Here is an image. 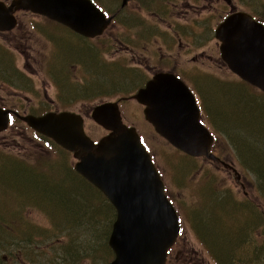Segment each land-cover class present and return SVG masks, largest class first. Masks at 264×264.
I'll use <instances>...</instances> for the list:
<instances>
[{
    "label": "rangeland",
    "instance_id": "374dc122",
    "mask_svg": "<svg viewBox=\"0 0 264 264\" xmlns=\"http://www.w3.org/2000/svg\"><path fill=\"white\" fill-rule=\"evenodd\" d=\"M99 1L107 8L116 7L114 14L121 12L122 0ZM242 1L250 5L252 0ZM256 1H258L259 7L263 8L264 12V0ZM107 4H110V7ZM257 15L261 19L258 12ZM122 37L119 34L117 36L120 39ZM116 41L117 48L110 43L103 42L100 52L104 57V61H112L116 64L103 62L100 54H98L93 62H98V64L89 66L86 73L85 63L92 62L89 59L85 60V56L94 54L89 53L83 46L80 48L79 43L73 39L72 35H69L67 44L62 45L63 58L68 64L78 65L81 63L75 54H82L83 71L88 76L84 79L85 96L80 98L73 96L71 99L74 100V103L69 99L61 100L64 103L58 100H56L57 102H45L48 106L56 103L48 109L55 113L62 111L80 112L84 117L85 132L95 141H98L107 133L92 120V110L97 105L113 103L122 97H130L138 88H141L147 77V74L142 70L133 71L134 69L128 64L125 45L117 39ZM93 42L97 46V43ZM212 45L215 48V59L206 61L203 66L204 71H199L194 76L193 83L197 89H201L204 95L205 106L210 113L209 117H205V121L214 131L217 140L213 150L217 157L226 160L225 167L214 163L217 161L212 163L205 157L192 158L179 150L177 151L170 143L163 140L144 119V109L139 107L136 101L124 102L125 104H122L121 109L124 112L125 121L136 126L146 139L149 147L152 148L151 154H153L155 164L163 174L167 193L175 199L179 210L182 211L185 231L172 251L171 261L168 264H215V257L218 258L219 263V259L226 258L230 264H264V193L261 189L264 186V149L260 147L259 142L257 143L253 139L256 136L254 132H260L261 135H264V127L261 125L259 126L262 128L258 129L257 126L249 127L251 116L252 118L257 117L254 116V113H251V110L259 114L264 113V107L258 106V103H264L260 100L261 95H264V93L248 84L247 86L245 82L244 84L221 59L220 48L215 47V41ZM189 57L184 55L183 61L186 62ZM187 66L190 75H193L192 67L195 64L190 62L187 63ZM125 69L128 74L123 72ZM66 78L67 80L64 83L68 89L72 90V81L68 73ZM118 85L132 88L126 93L117 95L114 94V90L118 89ZM81 88H83V84ZM61 94L65 96V94ZM29 108H25L26 111ZM24 126H21L18 120L14 128L0 134V154L10 153L16 158L19 157L18 160L26 161L29 165L39 169L43 168L47 172L51 167L52 170L57 171L56 174L62 176L61 180L65 182L66 168L59 163L62 159L61 153L58 154L59 159L54 158L56 157L57 146H54L50 141L51 144L48 143V140L45 141L40 136L37 137L33 131ZM57 148L58 151L62 150L59 147ZM238 149L239 151H237ZM258 150H262V156L255 157L252 160V155L256 156ZM66 153L70 158V168L72 169L76 159L67 151ZM240 154H244L247 160H250L249 162L258 170L259 177L242 161ZM67 181L70 183L65 185V190L69 188L67 185L73 186L77 188L76 192L79 193V196L85 195L86 199L93 197L92 192L89 190H85L86 194H84L81 184L77 181L75 183L69 178ZM57 182L56 176L51 177L48 174L47 179H39L34 175L22 178L17 174L14 175L13 169L9 168V164L3 168L0 164V216L3 217L5 211L15 210L20 203L17 197L14 198L10 195V192L17 193L22 188L23 191L31 194L33 198H38L36 196L37 191H42L47 185L54 187ZM3 183L6 184V189L3 187ZM58 187L61 189V185ZM46 202L41 197L37 200L38 205L43 208L49 206V210L51 209L53 213L63 215L62 212L65 209L61 208V204H51L53 201L50 203L49 200V204H46ZM3 204L7 205L2 207ZM105 210H102L103 213L108 215L107 208ZM26 212L28 219L40 228L49 227V220L44 212L41 213V211L29 206ZM9 213L11 212L9 211ZM192 215L197 226L195 230ZM196 215H199L198 218ZM9 217L12 219L11 214ZM60 218L62 220V216ZM101 222L99 231L103 233L109 224L106 220ZM70 227L73 231L70 237L73 242L71 247L80 243L83 252L85 250L88 252V249H86L88 241L86 233H88L89 226H86L85 222L81 220L75 221ZM250 227L254 230V234L251 239L246 240L251 234ZM12 229L14 228L12 227ZM60 229L65 231L66 228ZM236 229L241 232V241L238 238L240 243L227 240L229 234L232 237H234V233L237 234ZM92 231L90 229V232ZM59 237L60 242L55 241L56 239L44 240L40 243V247L43 249L38 248L36 245L34 253H30L33 256L31 261H28L27 255H25L27 261H25L23 256L15 254L16 252L14 254L9 253L8 251L11 252V248L0 247V264H50L54 257L65 252L59 248H56L57 251L52 243L65 244L69 236L65 233L59 235ZM92 238L90 237V239ZM228 242H231L232 245L228 244L225 247L224 245ZM105 248L107 249V247ZM99 263L101 264V261H98Z\"/></svg>",
    "mask_w": 264,
    "mask_h": 264
},
{
    "label": "water",
    "instance_id": "95a60500",
    "mask_svg": "<svg viewBox=\"0 0 264 264\" xmlns=\"http://www.w3.org/2000/svg\"><path fill=\"white\" fill-rule=\"evenodd\" d=\"M13 9L43 15L87 38L101 36L111 22L90 0H14L9 9L0 1V32L15 27ZM216 37L229 69L264 92V25L241 12L220 24ZM134 98L146 106L145 118L155 131L177 150L219 161L210 152L213 136L201 122L194 96L179 79L159 74ZM8 113L0 109V133L8 128ZM21 119L72 153L74 169L115 207L118 215L109 241L115 256L110 264H166L180 235L178 216L138 133L121 120L118 104L93 109L94 122L110 131L98 144L84 133L83 120L75 113Z\"/></svg>",
    "mask_w": 264,
    "mask_h": 264
},
{
    "label": "flooded vegetation",
    "instance_id": "af4514ba",
    "mask_svg": "<svg viewBox=\"0 0 264 264\" xmlns=\"http://www.w3.org/2000/svg\"><path fill=\"white\" fill-rule=\"evenodd\" d=\"M1 1L10 7L13 0ZM120 7L118 14H114L116 7L107 8L113 21L102 36L93 39L80 36L48 17L13 9L15 27L12 31L0 32V107L11 113L10 129L18 123L17 114L39 117L50 112L48 109L56 103L48 106L46 101L69 99L74 103L73 96H85L84 79L88 76L83 66L68 64L63 58L62 45L67 44L69 35L80 48L83 46L92 54L99 53L107 64L116 63L104 61L101 44L106 42L117 48L116 39L119 40L125 45L128 64L133 71L142 70L147 74L144 85L158 74H172L196 97L203 118L209 117L204 95L193 83V78L204 71L206 61L215 59L212 43L215 41V47L220 48L215 37L219 24L237 12L248 13L257 20L254 7L242 0H122ZM118 34L122 39L117 38ZM184 55L190 56L186 62ZM190 62L195 64L193 75L187 66ZM84 66L87 73L91 64ZM67 73L72 90L64 83ZM117 91L115 89L114 93ZM130 100L136 101L131 96L125 102ZM136 103L144 109V105ZM27 107L30 108L26 111ZM20 125H23L21 120ZM220 158L224 165L220 166L225 167L226 160Z\"/></svg>",
    "mask_w": 264,
    "mask_h": 264
},
{
    "label": "trees",
    "instance_id": "16d2710c",
    "mask_svg": "<svg viewBox=\"0 0 264 264\" xmlns=\"http://www.w3.org/2000/svg\"><path fill=\"white\" fill-rule=\"evenodd\" d=\"M100 2L99 0H97ZM126 74L128 72L123 70ZM132 88V87H131ZM131 88L120 86L118 85V91L114 94L119 95L120 93H126ZM251 96V95H250ZM254 96V95H253ZM260 100L264 102V95H261ZM258 106L264 107V103L260 104L258 103ZM251 113L255 114L253 117L251 116V120L249 122V127L252 128L257 126L258 128L264 127V113L259 114L256 112H253L251 110ZM261 125V126H259ZM264 133V132H263ZM264 138V135H262ZM261 140V139H260ZM264 144V140L261 142ZM262 149H264V146H260ZM239 151V149L237 150ZM61 153V160L59 163L62 164L64 168H66L65 174V181L68 180V178L71 181H74L76 183L81 184L82 192L84 194L85 190H89L92 192L94 198V202L97 203V198L101 200V203L98 204V209L95 210V207L89 206H74L70 203L71 199H77L82 198L86 199L84 196H79L78 192H72L64 189H60L58 186L63 185L65 182L60 180L58 181L54 187H51L50 185H47L42 191H38L37 195L38 198L41 197L43 200L50 201L51 204H65L66 208L64 207L65 211L62 212L58 216V214L53 213L52 210H49V206H44V208L41 205H38L37 200L38 198H33V196L25 191H23L22 188L19 189L17 193L10 192V195H12L14 198H18V206L15 210H9L5 211L4 216H0V247L8 249L11 248V252L8 251L11 254L21 255L23 256V259L25 260V255L28 256V261L32 260L31 252L34 253V247L37 245L38 248L43 249L40 247V243L44 242V240L49 239H56L55 241L60 242L59 235H63L65 233L68 234V239L65 242V244L59 245V243H52L54 248H59L61 250H64L63 254H60L59 256L54 257V259L51 261L50 264H85L84 262H87L86 264H98V261H101V264H108L112 258L113 253L110 248H108V239L109 235L113 228V222L116 218L115 209L111 204L107 201L105 196L101 191H98L96 188H94L91 184L87 183L85 180H83L77 173L73 171V169L70 168L69 158H65L64 156L67 154L66 151L60 150ZM262 156L263 152L262 150H258L257 154ZM241 157V154H240ZM16 156L11 155L10 153H6L5 155L0 154V164L2 165V168L5 167L7 164H9V168L13 169L14 174H17L18 176L25 178L30 175H34L35 177L39 179H47V174L51 177H53L54 174L57 173L56 170H52L50 167L47 172L43 168L39 169L34 166L29 165L26 163V161L18 160ZM48 165L50 166L49 162L47 161ZM14 166H13V165ZM53 167V166H52ZM4 184V183H3ZM6 184H4V188L6 189ZM264 193V186L261 188ZM59 190V191H57ZM53 192L54 195H51ZM32 193V192H31ZM33 194V193H32ZM24 195V197H23ZM78 195V196H77ZM87 201H91V198L86 199ZM7 204H3L2 207H5ZM31 207L33 209H37L39 211L44 212L45 216L49 220V227L40 228L37 226L34 222H31L27 217V207ZM85 207V208H84ZM107 208V214L105 215L102 210H105ZM84 210V211H83ZM106 211V210H105ZM9 213V214H7ZM11 214V218L9 215ZM264 215V214H263ZM62 216V220L61 217ZM105 217V218H104ZM83 220L85 222L86 226H89L88 233H86V236L88 237V241L86 243V249H88V252L81 249L80 243L72 246V240L70 241V236L72 231V227H70L71 224H74L75 221H81ZM108 221L107 228L101 233L99 231L101 221ZM110 220V221H109ZM263 222V221H261ZM77 225V224H76ZM12 227L14 229H12ZM66 228L65 231L61 230L60 228ZM109 227V228H108ZM90 229L93 230L90 232ZM90 232V233H89ZM102 234V235H101ZM90 237H93L90 239ZM90 239V240H89ZM50 241V240H49ZM51 244V243H48ZM107 247V249L105 248ZM70 249L71 251L69 252ZM58 251V249H56ZM39 251V249H38ZM101 256V257H100ZM103 257V260H102ZM221 264H230L226 258L219 259ZM27 261V260H25ZM100 264V263H99Z\"/></svg>",
    "mask_w": 264,
    "mask_h": 264
},
{
    "label": "bare ground",
    "instance_id": "6f19581e",
    "mask_svg": "<svg viewBox=\"0 0 264 264\" xmlns=\"http://www.w3.org/2000/svg\"><path fill=\"white\" fill-rule=\"evenodd\" d=\"M250 6H253L254 7V9L256 10V12H258V14L260 15V17H261V19L264 21V17H263V8H261V7H259V4H258V1H256V0H252V1H250ZM251 16V15H250ZM99 53H96V52H94V55H90V56H88V55H86L85 56V60L86 59H89V61L90 62H92V63H89V64H91V65H96V64H98V62H96V63H93L95 60H96V58H97V55H98ZM76 55V57L80 60V63H81V65H82V54H75ZM118 64V63H117ZM118 65H121V64H118ZM248 86V85H247ZM11 114V113H10ZM254 135H256V136H254L253 137V139H254V141L255 142H259L261 145L260 146H263L264 144H262L261 142H262V140H264V138H263V136L261 135V133L260 132H258V133H255L254 132ZM261 139V140H260ZM219 142V141H218ZM252 155V154H251ZM261 155L260 154H257L256 156H253L252 155V160L255 158V157H257V158H259ZM65 158H69L67 155H65L64 156ZM241 159H242V161L243 162H245V164L247 165V167H249L252 171H253V173H255L258 177H259V174L257 173V169L251 164V162H249L250 160H247V157L244 155V154H242L241 155ZM219 160V159H218ZM211 161V160H210ZM212 163L214 162V160L213 161H211ZM222 161L221 160H219V161H217V162H214V163H218L219 165H223L222 163H221ZM69 163H70V158H69ZM73 169V168H72ZM73 171L75 172V173H77L78 175H79V173L75 170V169H73ZM15 175V174H14ZM53 176H56L57 177V181H60L61 180V175H59V174H54ZM80 176V175H79ZM83 180H85L82 176H80ZM33 181V180H32ZM87 183H89V184H91L89 181H87V180H85ZM30 183H31V181H30ZM69 184L70 182H68V181H65V183L61 186V188L62 189H64L65 188V185L66 184ZM72 184H75V183H72ZM38 185H39V183H38ZM67 187H69L67 190H69V191H72V192H76V189L77 188H74L73 186H68L67 185ZM66 187V188H67ZM65 190V189H64ZM57 191H59V190H57ZM30 192H32V191H30ZM38 193V191L36 192V194ZM50 193H52L51 195H54V193L51 191ZM78 196V195H77ZM90 201V200H89ZM89 201H87L86 199H82V198H77V199H71L70 200V203L71 204H73L74 206H77V205H79V206H87V207H89V206H93V207H95V210H97L98 209V204H100L101 203V200L100 199H98L97 198V203H95L94 202V198L92 199L91 198V202H89ZM55 204V203H54ZM66 208V205L65 204H61V208ZM51 210V209H50ZM58 215H61V213L59 214L58 213ZM198 216L199 215H196V217L198 218ZM250 229H251V227H250ZM249 229V230H250ZM237 234H235L234 233V237H232L230 234L227 236V240L229 239V240H234V242H238V243H240L239 241H238V238H239V240L241 239V232L240 231H238V229H236V231H235ZM251 234L249 235V237H247V239L246 240H248V239H251L252 237H253V234H254V230L253 229H251V232H250ZM71 237V236H70ZM71 240H72V238H71ZM241 241V240H240ZM237 243V244H238ZM228 244H231V242H228L227 244H225L224 246L226 247ZM232 245V244H231Z\"/></svg>",
    "mask_w": 264,
    "mask_h": 264
}]
</instances>
